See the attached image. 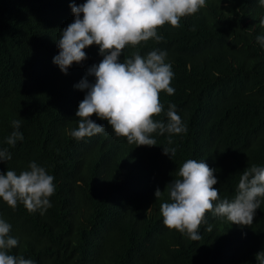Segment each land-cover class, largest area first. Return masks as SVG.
Segmentation results:
<instances>
[{
  "label": "trees",
  "instance_id": "1",
  "mask_svg": "<svg viewBox=\"0 0 264 264\" xmlns=\"http://www.w3.org/2000/svg\"><path fill=\"white\" fill-rule=\"evenodd\" d=\"M72 20L69 0H0V147L11 153L0 172L18 174L35 161L56 185L42 215L0 200V217L18 240L11 253L35 264H256L255 253L264 250V198L250 225L207 211L197 241L165 226L159 205L186 159L215 169L212 187L229 199L243 170L264 166V48L255 39L264 35V7L258 0H206L179 26H158L163 40L124 47L121 60L155 48L171 62L175 91L159 92L163 110L153 119L166 122L171 102L187 131L154 132L152 146L128 143L94 113L103 132L69 135L84 95L73 85L102 59L93 44L66 74L52 63L60 29ZM13 119L21 121L23 140L9 146ZM164 147L175 153L169 157Z\"/></svg>",
  "mask_w": 264,
  "mask_h": 264
},
{
  "label": "clouds",
  "instance_id": "2",
  "mask_svg": "<svg viewBox=\"0 0 264 264\" xmlns=\"http://www.w3.org/2000/svg\"><path fill=\"white\" fill-rule=\"evenodd\" d=\"M258 3L264 7V0ZM205 5L206 0H83L80 4L69 0L73 20L60 29L61 35L55 40L58 52L51 58L52 63L66 74L73 62L79 64L86 59L83 49L93 44L102 56L73 85L84 91V95L74 113L79 117L77 127L69 130V135L80 140L103 132L105 125L91 119L93 113L106 120L115 135L134 145H157L151 135L154 132H186V125L171 102L166 110V122L153 119L163 110L159 92L171 95L175 91L170 86L174 73L171 62L166 61V50L154 48L144 55L137 51L123 60L120 55L126 45L135 46L149 38L163 40L157 33L158 26L168 23L177 27L182 17L196 13ZM255 39L264 48V35ZM89 75L94 78L92 81L86 78ZM20 124L19 119L11 121L13 130L5 137L7 145L14 146L23 140L18 130ZM162 151L170 157L175 148L164 147ZM9 159L11 153L0 147V161ZM214 171L203 159L189 158L180 165L177 178L167 183L168 200L159 205L165 226L197 241L207 211L230 223L252 224L255 210L264 198V166L253 164L243 170L231 199L221 198L217 188L212 187L217 183ZM53 181V175L43 166L29 161L18 174L12 169L0 172V200L13 209L20 203L30 213L39 211L42 215L51 207L49 197L56 190ZM161 195L159 188L154 190L155 198ZM11 227L0 217V264H35L30 258L11 253L18 244L17 238L9 235ZM255 259L256 264H264V250L256 252Z\"/></svg>",
  "mask_w": 264,
  "mask_h": 264
}]
</instances>
